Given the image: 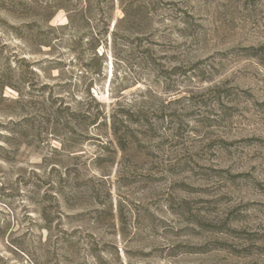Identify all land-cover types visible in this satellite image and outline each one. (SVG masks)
Segmentation results:
<instances>
[{"label": "rangeland", "instance_id": "obj_1", "mask_svg": "<svg viewBox=\"0 0 264 264\" xmlns=\"http://www.w3.org/2000/svg\"><path fill=\"white\" fill-rule=\"evenodd\" d=\"M79 1L0 0V264H264V0Z\"/></svg>", "mask_w": 264, "mask_h": 264}, {"label": "trees", "instance_id": "obj_2", "mask_svg": "<svg viewBox=\"0 0 264 264\" xmlns=\"http://www.w3.org/2000/svg\"><path fill=\"white\" fill-rule=\"evenodd\" d=\"M115 2L114 0H108L107 8H114ZM64 6L63 9L68 13L67 18L68 22L64 26H73L74 28L82 29L90 26V24L96 20L100 23L101 28L98 32H95L94 36L89 42L90 48L94 51L95 57L102 58L103 53L99 56L96 52V49L103 41L104 34L109 32L110 29V15L108 12L104 10V7L97 3L96 0H80L79 5L75 6ZM141 6H138L137 11H140ZM125 13L123 17L117 19L115 22V27L120 28L121 25L124 24V33H133L143 31V18L139 16L136 11L131 12L129 9H124ZM96 13L99 14V17H96ZM106 27V28H105ZM107 29V30H106ZM115 28L113 29V32ZM107 36V35H106ZM99 73V72H98ZM88 110L84 112L82 115L89 119V123L95 126L107 125V119L105 118L102 121H99V116L102 115V112L98 111V115L92 118L91 114L87 113ZM120 120L113 121L114 134H117V130L119 129Z\"/></svg>", "mask_w": 264, "mask_h": 264}]
</instances>
